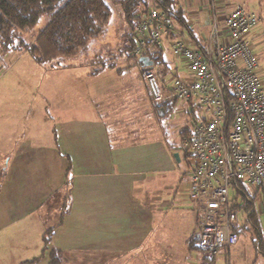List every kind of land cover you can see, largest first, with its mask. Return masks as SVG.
<instances>
[{
    "label": "crops",
    "instance_id": "obj_1",
    "mask_svg": "<svg viewBox=\"0 0 264 264\" xmlns=\"http://www.w3.org/2000/svg\"><path fill=\"white\" fill-rule=\"evenodd\" d=\"M218 1L254 5L249 10L259 19L264 14V0ZM207 2V19L202 31H196L190 16L204 9L175 0L186 26L181 31L175 24L173 35L163 38L158 46L163 60V49L175 36L186 34L192 47L204 45L212 19L218 18L216 1ZM165 62L167 73L178 71ZM81 65L50 66L41 86L45 104L35 130L25 127L19 137L0 139V264L32 259L48 264L52 249L59 252L61 264H231L232 253L248 264H264V222L246 185H240V192L231 190L230 197L244 207V222L237 217L239 232L247 225L253 229V254L233 247L224 259L217 252L213 262L206 263L193 248L198 216L194 220L188 203L177 198L176 191L173 195L169 185L180 174L176 163L187 160L181 150L179 160L174 159L175 149L150 134L157 126L148 130L135 124L142 116L152 119L153 107L157 115L172 112V100H156L147 87L146 92L109 88L95 78L114 67L93 71ZM81 69L84 85H77L69 76ZM165 101L172 106L159 107ZM245 210L251 212L248 217ZM49 228L53 232L43 251V234ZM192 250L199 252L196 259Z\"/></svg>",
    "mask_w": 264,
    "mask_h": 264
},
{
    "label": "built area",
    "instance_id": "obj_2",
    "mask_svg": "<svg viewBox=\"0 0 264 264\" xmlns=\"http://www.w3.org/2000/svg\"><path fill=\"white\" fill-rule=\"evenodd\" d=\"M234 6L220 22L212 19L203 46L192 47L179 36L170 41L172 56L186 68L184 78L174 75L170 84L157 87L154 73L145 74L156 100L182 101L190 114L200 112L183 129L180 148L191 165L188 199L198 207L192 244L204 258L237 242L238 210L231 190L251 185L264 194V88L249 44L259 18L243 4ZM174 32L167 12L148 9L134 27L133 53L157 52L163 38ZM250 213L244 211L247 217Z\"/></svg>",
    "mask_w": 264,
    "mask_h": 264
},
{
    "label": "rangeland",
    "instance_id": "obj_3",
    "mask_svg": "<svg viewBox=\"0 0 264 264\" xmlns=\"http://www.w3.org/2000/svg\"><path fill=\"white\" fill-rule=\"evenodd\" d=\"M216 7V15L218 18L216 20L220 21L222 16L229 14L234 8L235 4L231 2H220L215 0ZM181 3V0H179ZM187 4L192 3V9H204V11L198 16H190V18L195 21V30L202 31V25L204 23L205 18L207 19L208 6L210 3L207 0H186ZM183 5V8L187 10L186 5ZM205 3V4H204ZM248 9H255L254 5H247ZM247 8V7H246ZM264 8V6H262ZM206 10V12H205ZM112 16L109 21L106 31L99 36L98 38L92 40L89 43V47L85 52H81V54L70 58L59 60V65H76L82 64L81 66L94 68L98 62L102 60H106V63H113L114 68L108 69V71H103L98 77L95 78V82L99 78H102L104 86L108 85L109 88H142L143 92H146L144 88H149V91L152 90V84L146 78V76H142L140 66L138 65L137 58L131 57L127 58L124 54V46L126 45L124 41V33L126 32L127 25L121 15V11L119 7L116 5L112 8ZM257 25L254 27L252 32L254 31V35L249 37L250 45L253 53L256 56L258 61V74L260 77V81L262 82V86L264 88V14L260 17ZM46 17H43L35 26L30 28L29 30L22 32V37L25 42L30 43L34 38H36L38 32L44 26V22ZM174 23V22H173ZM175 24V23H174ZM186 35V34H185ZM182 34L180 38L184 39L185 36ZM24 50V49H23ZM163 57L164 60H168L170 62V66L173 68H179L176 72L167 73L166 75L162 74V65H154L155 67L149 69L154 73V84L157 87H162V82L170 84L172 79L175 77L184 78L187 74L185 66L182 64V60L180 58H174L170 52L169 45L163 49ZM126 53V52H125ZM33 59L30 57L26 51H16L11 50L7 54L0 56V139H7L10 136L19 137L21 133L24 132V128H28L30 131L35 130L39 113L41 112L44 104L45 98L42 96L43 88H41L42 84L48 80L49 75H46V71L50 66L56 65L55 62L50 63H42L37 64L32 61ZM147 67V66H146ZM172 68V69H173ZM116 69H119V73ZM92 70V69H91ZM94 71V70H93ZM113 71V75H109ZM146 71V72H149ZM71 75L69 76L70 80L73 83L80 85L81 83L84 85V81L80 80L81 74H83V69L73 72L71 71ZM142 76V77H141ZM84 80V79H83ZM89 82L92 79H88ZM151 89V90H150ZM138 91V90H137ZM152 96V95H151ZM145 110L147 109V105H149V100L143 103ZM137 110H140V102L137 103ZM143 111V110H142ZM154 117L152 119L145 116H142V119L136 120V127H147L149 130L150 126L156 127V130H150V134L157 135L160 137L170 148H174V153H181V146L183 144V139L181 131L185 128L189 127V119L190 117L197 116L200 112H195V114H190L188 106L182 102L178 101L174 103V107L172 112L166 114H156L153 107ZM144 118V121H143ZM141 124H137L140 123ZM135 126V125H134ZM13 140V139H12ZM183 147V146H182ZM173 150V149H172ZM170 155V154H169ZM181 157V155H179ZM172 157V156H171ZM176 159V157H174ZM178 167V180L175 183L174 180L170 181L172 177H169L170 186L173 189V195L177 198H183L189 206L190 213H192L194 220L195 216L198 215V207L196 204L188 199V181H189V171H190V163L181 158V161L176 163ZM169 174V173H168ZM169 176H171L169 174ZM181 178V179H180ZM246 189L249 196H253V207L256 209L257 214L259 215L260 221L264 222V194L261 190H258L255 186L247 185ZM231 194L229 195V197ZM244 207H237L238 210V218L243 223V209ZM255 234H253V229L247 225L245 229L241 230L238 233V239L233 247L238 249H245L247 252H251L253 254V244L252 237L254 238ZM226 250H220L217 254L222 255L223 259L225 257ZM223 252V253H222ZM191 254L193 258L196 259L199 252L197 250H192ZM217 255V256H218ZM222 259V260H223ZM231 264H248L249 262H245L240 257V254H231Z\"/></svg>",
    "mask_w": 264,
    "mask_h": 264
},
{
    "label": "trees",
    "instance_id": "obj_4",
    "mask_svg": "<svg viewBox=\"0 0 264 264\" xmlns=\"http://www.w3.org/2000/svg\"><path fill=\"white\" fill-rule=\"evenodd\" d=\"M115 5L119 7L127 25L123 35L126 45L122 48L126 57L138 59L144 77L151 66H144L143 62L139 61L142 57L151 60L153 65H162V74L166 75L168 72L166 62L159 50L153 54L145 51L141 56L133 53L136 44L134 27L140 16L154 7L167 12L183 31L186 25L182 21V12L176 8L175 0H0V56L11 50H22L26 51L37 64L47 62L57 64L59 60L73 58L85 52L89 43L106 31L107 23L112 16L110 10ZM43 17H46V20L36 38L30 43L25 42L22 32L35 26ZM97 65L92 70L114 67L112 62L106 63V60L98 62ZM172 102L174 104V101ZM160 106L164 109L166 106L170 108L172 103L165 101ZM184 132L185 130L181 131L182 137ZM235 231L239 232L237 226ZM52 232L53 229L49 228L43 234V251L48 248ZM48 255L50 256L48 264H61L58 251L52 249ZM213 257L202 259L208 263L213 262ZM36 261L37 259H32L20 264H34Z\"/></svg>",
    "mask_w": 264,
    "mask_h": 264
},
{
    "label": "water",
    "instance_id": "obj_5",
    "mask_svg": "<svg viewBox=\"0 0 264 264\" xmlns=\"http://www.w3.org/2000/svg\"><path fill=\"white\" fill-rule=\"evenodd\" d=\"M139 61H142L144 66H151L152 65V61L148 60V58H146V57L140 58ZM174 157H176V160H179L177 153L174 154Z\"/></svg>",
    "mask_w": 264,
    "mask_h": 264
}]
</instances>
